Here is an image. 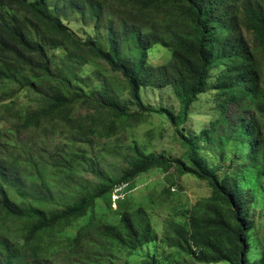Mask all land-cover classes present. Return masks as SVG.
<instances>
[{
	"label": "trees",
	"instance_id": "16d2710c",
	"mask_svg": "<svg viewBox=\"0 0 264 264\" xmlns=\"http://www.w3.org/2000/svg\"><path fill=\"white\" fill-rule=\"evenodd\" d=\"M67 14L93 20L97 34L77 39L61 20ZM156 44L171 55L153 65L147 53ZM101 62L114 94L107 84L90 89L103 79L100 70L81 75ZM215 71L224 119L232 105L254 110L239 117L237 133L248 145L246 161L264 177V0H0V122L9 126L0 129V264H120L128 253L154 247L159 235L147 210L130 196L115 200L114 209L111 201L116 188L128 192L137 176L153 169L191 174L212 189L182 213L184 223H174L172 249L198 264H264V252L249 256L254 221L239 192L248 165L220 178L200 153L209 128L182 135L185 151L175 158L129 147L120 175L98 174L94 191L72 203L54 191L56 180L69 181L87 161L85 153L34 151L25 140L59 124L69 143H88L151 113L181 127ZM142 86H171L178 110L145 106ZM122 90L134 111L118 102ZM112 212L119 216L115 224L108 222Z\"/></svg>",
	"mask_w": 264,
	"mask_h": 264
},
{
	"label": "rangeland",
	"instance_id": "374dc122",
	"mask_svg": "<svg viewBox=\"0 0 264 264\" xmlns=\"http://www.w3.org/2000/svg\"><path fill=\"white\" fill-rule=\"evenodd\" d=\"M61 20L77 39H86L97 34L95 22L83 19L79 14L63 15ZM100 37L102 45L106 47L107 40L103 31ZM54 53L62 54V51ZM170 55V49L156 44L148 50L147 59L149 63L157 65L166 62ZM95 69L102 72L103 79L95 80L90 89L98 90L101 85L107 84L113 94L114 91H118L114 84H110L108 78L111 73L108 66L102 62L97 66L85 67L81 75L86 76ZM216 76L217 71L211 74L209 87L191 106L188 121L181 127L173 126L163 114L151 113L136 126L125 128L110 138H91L88 143H69L68 132L59 124H46L43 128L28 133L25 140L29 141L34 151L45 148L48 154L57 150L85 153L87 161L75 169V174L69 181L63 178L56 180L54 191H62L66 201L72 203L85 193L94 191L98 174L120 175L130 155L129 147L136 146L145 153L175 158L185 151L182 135H202L203 129L209 128L210 136L200 142V153L206 158L207 163L217 170L220 178L228 172L240 171L244 165H248L244 175L239 177L241 183L239 192H242L240 196L244 200L247 215L254 221V228L249 234L252 246L249 256L251 259L259 258L264 252V177L260 175L258 167L250 166L246 161L248 145L241 143L237 133L239 117L250 116L254 110H240L232 105L226 107L228 119H224L222 113L224 97L218 94V88L215 87ZM119 78L118 81L121 80ZM140 92L145 106L151 108L163 106L174 112L178 110L179 103L171 86L160 88L142 86ZM117 100L126 105L129 111L136 109L127 90L120 91ZM81 112L85 113L84 110ZM8 127L7 123L0 122V129ZM23 138L22 135L18 140L21 142ZM131 185L132 188L128 192L123 186L114 190L115 194L111 196L112 208L116 207L114 201L118 198L121 200L126 196L132 197L133 203L147 210L159 240L154 247L148 245L128 253L120 264H153L154 261L155 264H198L192 256L180 255L169 244L171 236L175 235L174 223L186 221L182 213L195 206L200 198L212 193L208 182L191 174L180 176L173 170L166 173L161 169H153L137 176ZM120 188L122 192L116 193L115 191H119ZM99 204L104 206L105 201L100 200ZM118 217L117 213L112 212L108 215V222L115 224Z\"/></svg>",
	"mask_w": 264,
	"mask_h": 264
}]
</instances>
